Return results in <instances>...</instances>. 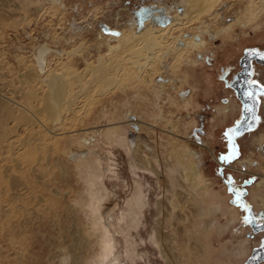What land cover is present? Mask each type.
Instances as JSON below:
<instances>
[{"label":"rangeland","instance_id":"1","mask_svg":"<svg viewBox=\"0 0 264 264\" xmlns=\"http://www.w3.org/2000/svg\"><path fill=\"white\" fill-rule=\"evenodd\" d=\"M158 2L174 13L180 10L173 0H0V101L13 97L24 103L28 87L36 85L25 76L33 69L46 78L41 104L33 102V118L56 131L53 140L41 134L39 141L33 126L8 123L16 129L10 145L0 144V264H63L64 257L77 253L83 264L94 253L88 264H242L246 257L238 253L259 242L261 234L249 238L244 211L223 184L214 154L226 151L223 130L236 118L222 120L219 114L223 98L234 95L223 74L232 80L243 50L263 47L264 5L255 4L250 13L258 17L243 25L248 0H222L190 29L171 36L180 38L175 47L198 40L201 50L182 58L175 71L159 64L153 77L149 72L143 83L134 82L132 69L139 73L148 65L118 68L101 60L115 42L106 37L129 30L135 18L140 29L137 12L159 9ZM173 54L168 52L169 59ZM254 71L264 82V66L256 64ZM45 73H56L49 84ZM157 89L163 92L160 100ZM197 126L205 130L199 140ZM257 135L264 138V102L258 127L239 139L240 158L247 164L226 166L224 174L264 175V151L253 143ZM25 139L30 143L21 146ZM181 158L202 175L198 184L185 178ZM140 190L144 205L135 201ZM253 195L264 200V179L247 197L259 209ZM199 200L205 210L220 209L200 216ZM92 212L114 238L111 256L98 246ZM156 231L159 244L152 237ZM82 233L90 240L86 249L75 243Z\"/></svg>","mask_w":264,"mask_h":264},{"label":"bare ground","instance_id":"2","mask_svg":"<svg viewBox=\"0 0 264 264\" xmlns=\"http://www.w3.org/2000/svg\"><path fill=\"white\" fill-rule=\"evenodd\" d=\"M221 2H222V0H182L181 4L185 5V9L182 8L183 10H181L182 12H178L176 10V12L174 13V16H170V17L167 16V18L163 19V20H158V18L156 16L151 15L150 22L145 24V21H144V23L142 24L140 29H137L136 33H135L136 26L134 27V24H133L135 22H131L129 30L128 29H122L121 30L122 32L118 31L116 33H113L114 36L106 37L109 39V41L112 40L115 42L113 44L111 43L110 45H108V50H109L108 54H107V56L102 55L101 60H104L107 62L110 61L111 63L113 62V65L115 64L116 67L118 66V68L119 67H125L127 65L130 66V64L132 62H135V63H138V62L141 63L142 62L144 64L146 62V64L148 65L147 66L148 68H146V65H145L143 70H141L139 73H137L135 70H133L132 66L130 67L132 69V75L134 76V79H133V76H131V75L130 76L132 77L134 82H139V83H141V82L143 83V81H144L143 79L145 78L144 75H147V73L150 72L152 77H153V75L157 74L159 72V68H157V66L159 64H162L164 66H168L170 68V70L175 71V69H178V67L180 66V63L182 62V58H184L186 56L189 57L193 53L194 50H201L202 45L198 44L197 41H194L193 45L192 44L189 45V43L188 44L185 43L186 44L185 47H177V46L175 47L176 38L171 39V36L173 34L182 33L183 31H185L186 28L190 29V27H192L196 21H198V20L200 21L202 19L203 15L210 13ZM258 3H261L263 6L264 0H260L259 2H257L256 0H248V5L246 6L245 11L242 10V13H241V17H242L241 23L243 25H247L248 23H250L251 21L255 20L258 17L256 15L253 16L250 13L251 12L250 9L254 8L255 4L258 5ZM58 7H61V6H58ZM260 9L258 7V13L259 14L261 11H263V9L261 11H260ZM57 13H58V11H57ZM132 25H133V27H132ZM232 25H233V23H231L226 28L225 33L232 30L231 29ZM146 29L149 30V32H148L149 34H146V35L142 34V32ZM115 36H120V37H115ZM191 42H192V40H191ZM177 43H178V41H177ZM144 44H145V46H144ZM155 45L157 47L152 49V47ZM148 50H149V52H151V55H153L151 57L150 61H146V59H145L148 55L147 54ZM172 51L174 52L173 58L169 59V57L167 56L168 52L173 53ZM84 56H86V55H84ZM144 59H145V61H143ZM126 68H125V70H126ZM120 70H121V68H120ZM128 71L129 70H127V72ZM50 74L51 73H45L44 74V75L49 76L48 84L50 83L51 80H53V76L56 73H54L53 75H50ZM122 74H123V72H122ZM107 75L108 74H103V77L105 78ZM126 75L128 76V74L125 73L124 77ZM25 76L28 78H33L35 80L36 85L35 86L33 85V88L28 87V90L24 96L25 97L24 103L22 101L20 102V101L15 100V98L13 99V97L12 98L9 97L7 99V101H4V100H3V102L0 101V144L7 142L6 145H10L9 143L12 142L11 138L15 135L13 132H15L14 130L16 128H13V129H11V127L8 128V123L10 120H13L16 122L19 121V123H23L22 125H24V126H33V128H35V132L38 131V133H40V135L38 134L39 136L36 138L39 141H40L41 134L42 135L44 134V136L48 134L50 136L49 140H51L52 139L51 134L55 135V133H56V131H53L52 128L49 127L46 122H43L39 118H38V120L36 118H33V116H36V113H37L35 110L36 108L34 107L33 102L35 100H38L41 104V101L43 98V95H41V93L43 94L46 91V85H44V81L46 78L42 77V75L37 74L33 69L31 72H28V75H25ZM120 76H122V75H120ZM131 77H130V79H131ZM165 89H166V85H165ZM158 90L159 89H157L155 91L156 92L155 98L160 100L163 92H161V90H159V91ZM23 94H24V91H23ZM45 99H46V97H44L43 100H45ZM67 100L68 99H66V101ZM37 127L38 128L40 127V128L38 129ZM46 127H47L48 131L45 130ZM42 128H44V129H42ZM172 134L174 135L175 132L173 131ZM25 140L24 141L21 140V146L22 145H25V146L28 145L30 143V141L33 140V134L31 133V135H30V138H29L30 141L27 139H25ZM0 146H2V145H0ZM34 147H35V145H34ZM181 149H184V147L182 146ZM183 158H181V160H178V165L183 168V170L185 172V178L187 180L188 179L193 180L194 184H198L201 180L202 175L196 171L194 164H189V166H188V164L186 165L184 163ZM183 164H185L186 166H183ZM92 166L95 168L94 165H92ZM262 177L264 179V175H262ZM186 195L187 196H195L194 194H191V193L189 195L188 192H186ZM136 196L137 197H135V201L137 202V204L140 205L143 203V205H144L146 203V200H145L146 195L143 193V191L140 190L136 194ZM171 203H172V207L174 208L173 210H175L178 203L176 204L175 199L171 200ZM199 203L201 206V204H203V201L199 200ZM200 206L198 207V212L200 213V216L205 214V213H209L210 209L213 211L214 210L217 211L220 209L219 205H217V206L216 205L215 206L209 205V208H207L206 210L204 209L203 206H201V207H203V209ZM91 217H92L94 227H95L94 231L98 235V240L96 239L99 242L98 246L101 249V251H106L105 254H107V255L105 257H108V255L113 253L112 251L114 250V248H113V246L115 245V243L113 241L114 238L110 237L111 235L109 234V232H110L109 227H107V228L104 227L103 224L101 223V220L98 219L96 214L94 215L92 212ZM137 217H139L138 214L134 213V218H137ZM113 221H115V220H113ZM135 222H136V220H135ZM93 223H92V226H93ZM201 224H202V222H201ZM206 224H208V223H206ZM201 227H204V226H201ZM201 227L198 226V228H201ZM207 228H208V226H207ZM76 232L79 233V231H76ZM95 233H94V235H96ZM156 234L158 235L157 231L154 233V236H152V237L155 238V242L157 244H159L160 240L158 239ZM74 236H77V235H74ZM77 237L80 239H79V242H75V243H77L76 245L79 248H81V247L85 248V249L88 248V245H89L88 243L90 240L87 239V237L83 236V233H82V236H77ZM161 249H162L164 257H166L167 252H166V249L164 248V246H162ZM242 251H245V250H242ZM239 252H240V250H239ZM95 256H97V255L94 253L90 257V259L91 258L94 259ZM90 259L87 260L86 264H88V261ZM90 261H92V259ZM83 262L84 261H83L82 253H79V254L77 253V254H74L73 256L70 255V256H66L63 258V264H83ZM113 262H111V263H113ZM113 264H122V263H120L118 260H116V262H114Z\"/></svg>","mask_w":264,"mask_h":264},{"label":"flooded vegetation","instance_id":"3","mask_svg":"<svg viewBox=\"0 0 264 264\" xmlns=\"http://www.w3.org/2000/svg\"><path fill=\"white\" fill-rule=\"evenodd\" d=\"M173 1L176 2V4H178V8H180L179 12H182L181 10H183L182 9L183 7L180 6L181 5L180 3H182V0H173ZM165 4L166 3L158 2L156 4V7L159 9H157V10L155 9L154 12L150 13L149 17L145 20V24L150 22L151 15L156 16L158 18V20L166 19L167 16H169V17L174 16V9L175 8L171 9V8L167 7ZM133 22H135L133 24H135V26H136V30H135V33H136L137 27H138V25L136 23V18L134 19ZM148 32H149V30L146 29L142 32V34H145V35L149 34ZM179 40H180V38L176 39V43ZM145 44H144V46H145ZM172 57H173V55H172ZM256 64L260 65V66H264V44H263L262 48L256 47V46H249L243 50V54L239 58V68L234 72V76H233L232 80L229 81L227 78V74H223L224 81L227 82V86L232 90L234 95H232L233 98L224 97L221 105L218 108V110H219V114L221 115V117L223 116L222 120H227L229 115H235L236 114L234 124L231 128H239L240 127L239 122L246 115L244 112V105L245 104H249V105L252 104V100H250L249 97H247L245 95V93L247 91L251 90V91H253L254 94H256L257 90L261 86H264V82H262L260 78L256 77L258 75L254 71V67ZM251 81H255L256 83L252 84ZM258 99H259V103L255 106V115L258 117V119L252 124V126L249 130H247V131L241 130V135H239L235 138V143L238 146V151H239L238 158L233 160L230 164H223L219 160L220 155L226 154L229 150L227 147L228 141L225 137V133H227V131L229 129H231L229 127L224 128V130H223V136L225 139L226 151H220L218 156H216V154H214L217 161L221 164V169L223 170V174H221V169H220V175H221V179H222L223 184H225V186L228 187V190L230 187L234 186V187L240 189L241 191H243L245 194L243 197L244 201L251 206L250 211L246 212L244 209H242L239 205L236 204V206L240 209V211L241 210L244 211V217L247 216L252 220V222H250V223L245 222V226L250 228L249 238H255V235L261 234V236L259 238V242L256 243L252 247L251 250H250V247L247 246V252L245 254L244 253L238 254L240 257H246L242 264H264V200H262V197H260L258 195H253V199L255 200L256 204L260 207L259 209H256L255 205H253V203H251L247 200V197L250 194L251 186L253 188L257 184L258 181H261L263 179V177L261 174L260 175L259 174L258 175L249 174V175L241 178V177L237 176V174H236L237 171H235V172L228 171L227 174H224V168L226 166L229 167V165L236 163V162H238V163L240 162V164H242V165H244L246 163V160H241V158H240L241 157V144H240L239 139L241 137H243L244 135L248 134L249 132L254 131L259 125L260 109H261V106L264 102V94H260ZM204 119H205L204 114H200L199 120L202 121ZM194 129H195L194 130L195 139L199 140L201 138L200 136L205 133V130L202 128V126L201 127L197 126ZM256 138H257L256 142L253 141L255 148L256 149L259 148V149H262L264 151V144H263L264 138H263V136L260 139L259 135H257ZM248 162L250 164L252 162V158L250 160H248ZM247 166H249V165H247ZM248 169L249 168H246L243 171L247 172ZM258 178H259V180H258ZM230 180L234 183H230ZM246 181H247V183H245ZM229 192L231 193V195L234 199L233 192H231L230 190H229ZM229 210L233 211V212L237 211L240 214L239 210L234 208V207L230 208ZM245 240H247V243L249 242L248 238H245Z\"/></svg>","mask_w":264,"mask_h":264},{"label":"snow or ice","instance_id":"4","mask_svg":"<svg viewBox=\"0 0 264 264\" xmlns=\"http://www.w3.org/2000/svg\"><path fill=\"white\" fill-rule=\"evenodd\" d=\"M252 84L256 83L255 81H251ZM264 94V86H261L256 94L253 93V91L249 90L245 93L247 97H249L250 100H252V104H245L244 105V112L245 116L244 118L239 122L240 127L239 128H231L225 133V137L228 141V152L226 154H221L219 157V160L223 164H230L233 160L238 158L239 156V151H238V146L235 143V138L239 135H241V130L247 131L251 128L252 124L258 119V117L255 115V106L259 103V95ZM221 174H223V170L221 169ZM230 183H234L230 180ZM247 183V181L245 182ZM231 192H233L234 199L233 203L239 205L242 209H244L246 212L250 211L251 206L247 204L243 197H244V192L241 191L240 189L232 186L229 188ZM244 221L246 223L252 222V220L245 216Z\"/></svg>","mask_w":264,"mask_h":264},{"label":"water","instance_id":"5","mask_svg":"<svg viewBox=\"0 0 264 264\" xmlns=\"http://www.w3.org/2000/svg\"><path fill=\"white\" fill-rule=\"evenodd\" d=\"M157 10V9H156ZM155 9L154 8H149V7H143L141 8V10H139L137 12V17L139 19V24L140 26H142V24L144 23V21L149 17L150 13L154 12ZM117 31L113 30L112 33H116Z\"/></svg>","mask_w":264,"mask_h":264}]
</instances>
